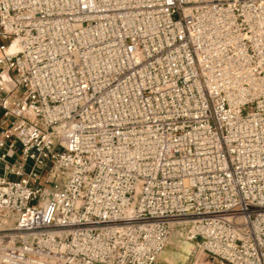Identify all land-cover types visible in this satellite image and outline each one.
Returning a JSON list of instances; mask_svg holds the SVG:
<instances>
[{
  "label": "built area",
  "instance_id": "2783aa9c",
  "mask_svg": "<svg viewBox=\"0 0 264 264\" xmlns=\"http://www.w3.org/2000/svg\"><path fill=\"white\" fill-rule=\"evenodd\" d=\"M0 40V264H154L175 228L264 264V0H0Z\"/></svg>",
  "mask_w": 264,
  "mask_h": 264
},
{
  "label": "rangeland",
  "instance_id": "374dc122",
  "mask_svg": "<svg viewBox=\"0 0 264 264\" xmlns=\"http://www.w3.org/2000/svg\"><path fill=\"white\" fill-rule=\"evenodd\" d=\"M0 44H5L10 50H15L14 41L0 40ZM19 148L16 149V156ZM14 161V159H9ZM162 257L166 258L162 264H227L211 256L205 255L198 248L196 240L187 241L184 237V231L175 228L162 250Z\"/></svg>",
  "mask_w": 264,
  "mask_h": 264
},
{
  "label": "crops",
  "instance_id": "0c3cea01",
  "mask_svg": "<svg viewBox=\"0 0 264 264\" xmlns=\"http://www.w3.org/2000/svg\"><path fill=\"white\" fill-rule=\"evenodd\" d=\"M7 49V51L9 52V53H13L14 52V50L12 51V50H10L9 48H6ZM3 77V76H2ZM4 78V77H3ZM0 118H1V110H0ZM162 252L159 254V256L157 257V259H156V261H155V263L154 264H162L163 262H164V260H166V258H164V257H162ZM163 256H165V255H163Z\"/></svg>",
  "mask_w": 264,
  "mask_h": 264
},
{
  "label": "bare ground",
  "instance_id": "6f19581e",
  "mask_svg": "<svg viewBox=\"0 0 264 264\" xmlns=\"http://www.w3.org/2000/svg\"><path fill=\"white\" fill-rule=\"evenodd\" d=\"M15 43V50H14V52L13 53H15V52H17L18 51V46H17V44H16V42H14ZM6 51H7V49H6ZM8 52V51H7Z\"/></svg>",
  "mask_w": 264,
  "mask_h": 264
}]
</instances>
